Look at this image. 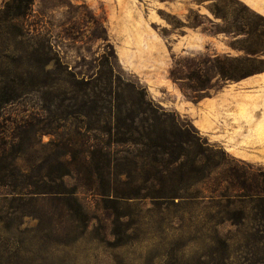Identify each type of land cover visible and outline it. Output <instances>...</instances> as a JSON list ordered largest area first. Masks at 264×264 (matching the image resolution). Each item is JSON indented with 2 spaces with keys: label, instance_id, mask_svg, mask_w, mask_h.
<instances>
[{
  "label": "rangeland",
  "instance_id": "rangeland-1",
  "mask_svg": "<svg viewBox=\"0 0 264 264\" xmlns=\"http://www.w3.org/2000/svg\"><path fill=\"white\" fill-rule=\"evenodd\" d=\"M27 5L21 18L0 16V100L14 99L0 103V264H264L261 225L239 218L256 204H243L237 189L222 197L200 183L201 174L180 182L175 166L167 189L181 198L159 201L151 197L154 171L142 167L138 148L111 146L118 166L96 159L109 175L93 184L65 178L66 192H76L85 208L69 214L59 167L79 147L78 159L92 166L93 149L111 145L104 118L83 106L85 95L110 93L125 107L137 103L136 85L207 139L213 161L264 173V72L224 86L212 76L204 92L187 80L207 57L244 55L231 46L263 34L264 0ZM239 15L245 34L237 36ZM201 118L202 126L194 123Z\"/></svg>",
  "mask_w": 264,
  "mask_h": 264
},
{
  "label": "trees",
  "instance_id": "trees-1",
  "mask_svg": "<svg viewBox=\"0 0 264 264\" xmlns=\"http://www.w3.org/2000/svg\"><path fill=\"white\" fill-rule=\"evenodd\" d=\"M30 0H8L0 10V16L10 20H15L27 15L28 4ZM30 4V3H29ZM25 10V11H24ZM240 17L238 29L233 32L234 35H244L243 25ZM227 33V32H224ZM249 45L235 43L231 48L237 52H243L241 57H230L229 55L215 56L213 59L207 57L202 61V68L197 66V71L187 80L197 82L198 88L202 92L208 90L205 84L208 78L215 76L221 86L228 83L240 82L248 77L264 72V61L260 59L264 56V32L263 34L253 33L250 35ZM202 73V81L199 77ZM202 82V83H201ZM134 93L137 95V103H125L124 105H114L111 94L107 93L100 98L91 94L85 95L83 106L93 109V117L104 118L107 128L104 129L107 141L111 145L100 147L97 145L91 153L94 161L92 166L83 159H78L83 152V147H79L76 152H72L74 159L59 163L61 168L60 185L63 193H60L61 201L65 204L69 214H78L85 208L80 201L73 197L76 192H66L65 178L80 176L87 178L93 184V179L102 175L103 172L109 175L110 170L107 167L100 169L97 166L98 156L103 157L108 163L117 164L121 161L115 159L110 151L111 146L131 145L138 148L139 159L142 161V167L150 166L154 171L152 181H154L155 190L151 195L159 201L173 200L179 197L175 191L167 189L169 177L174 167H178L176 176L180 182H192L194 174H201L200 183L210 186L213 192L222 190V197L231 198L232 191L237 189L241 194L240 201L245 205L256 204L254 211L245 209L239 215L243 221L253 220L261 225L256 234H264V173L249 175V173L238 167H232L225 163L224 159L215 162L211 159V146L207 139L202 138L198 131L192 126L183 123L175 115L164 111L154 105L142 87L134 85ZM201 91L200 89L197 90ZM3 96V95H2ZM12 97L2 98L1 104L13 102ZM198 101L199 99L193 98ZM88 102V103H87ZM101 110V111H100ZM107 113V114H106ZM77 116L88 118L90 115L76 113ZM98 122V121H96ZM92 127L91 125H89ZM93 130V129H92ZM98 131V129H95ZM99 133V132H98ZM65 147V146H64ZM137 156V158H138ZM223 168L224 172L217 179H212V174ZM203 174V177H202ZM215 187V188H214Z\"/></svg>",
  "mask_w": 264,
  "mask_h": 264
},
{
  "label": "crops",
  "instance_id": "crops-1",
  "mask_svg": "<svg viewBox=\"0 0 264 264\" xmlns=\"http://www.w3.org/2000/svg\"><path fill=\"white\" fill-rule=\"evenodd\" d=\"M194 123H200V126H202V118L199 121H195Z\"/></svg>",
  "mask_w": 264,
  "mask_h": 264
}]
</instances>
